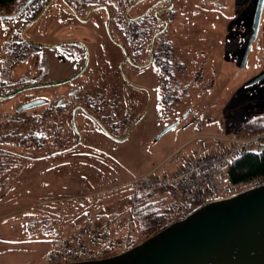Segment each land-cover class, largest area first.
<instances>
[{"label":"rangeland","instance_id":"1","mask_svg":"<svg viewBox=\"0 0 264 264\" xmlns=\"http://www.w3.org/2000/svg\"><path fill=\"white\" fill-rule=\"evenodd\" d=\"M27 1L18 0L17 6ZM39 1L43 10L32 23L0 15V264H50L49 254L57 248L53 237L58 235L56 246L72 247L94 220L123 236L131 219L128 181L155 168H175L194 155L195 144L203 153L215 150L218 138L247 139L238 127L264 120V18L242 61L252 34L253 0H240L236 26L230 15L216 20L227 6L211 5L207 11L203 0H185V11L172 14L167 32L173 78L156 76L154 66L145 71L125 64L123 85L119 76H87L82 70L88 57L90 71L103 59L118 68L109 39L129 40L117 26L128 0H103L102 5L77 0L82 20L73 12L75 0ZM147 6L140 4L136 13ZM76 39L89 50L65 42ZM16 43L20 58L11 66ZM157 78L164 90H151ZM38 83L41 87H30ZM108 86L116 90H94ZM34 99L43 103L15 112ZM60 104L65 105L61 111ZM19 116L29 125H15ZM102 125L122 138L109 136ZM18 128L21 136L31 134L26 143L15 134ZM260 135L247 139L253 148L264 143ZM129 225L128 236L137 243L133 220Z\"/></svg>","mask_w":264,"mask_h":264},{"label":"water","instance_id":"2","mask_svg":"<svg viewBox=\"0 0 264 264\" xmlns=\"http://www.w3.org/2000/svg\"><path fill=\"white\" fill-rule=\"evenodd\" d=\"M263 8L264 0H258L243 63L257 38ZM50 264H264V183L205 202L116 254Z\"/></svg>","mask_w":264,"mask_h":264},{"label":"built area","instance_id":"3","mask_svg":"<svg viewBox=\"0 0 264 264\" xmlns=\"http://www.w3.org/2000/svg\"><path fill=\"white\" fill-rule=\"evenodd\" d=\"M218 139L215 150L200 153V148L195 149L191 158L175 168H163L161 171L155 168L127 183L136 191L165 188L172 193L175 201L169 203L167 208L176 219L205 202L228 197L264 183V176H260L249 184H232L228 175L229 166L252 140L239 137ZM88 219L93 220L94 217L89 213ZM129 247L127 238L104 231L94 220L78 233L74 246L63 245L53 249L49 257L51 263H61L96 258L107 252L115 254L119 248L123 251Z\"/></svg>","mask_w":264,"mask_h":264},{"label":"flooded vegetation","instance_id":"4","mask_svg":"<svg viewBox=\"0 0 264 264\" xmlns=\"http://www.w3.org/2000/svg\"><path fill=\"white\" fill-rule=\"evenodd\" d=\"M30 1H32L30 5L28 6L26 5L25 8L18 10L17 12L13 13V15L11 16L14 18L17 16H23V19L27 21L26 23L34 22L38 17V15L43 10L42 7L43 2L39 1L40 3H37V0H30ZM30 1H28V4ZM203 1L205 8L211 5L212 6L220 5L221 7H225V6L228 7L229 11H227L226 14H224L223 12L222 15L218 17L215 16L217 18L216 20L218 21V23L221 17L224 18V15L226 16L230 15L232 17V22L234 21L233 24L235 26L236 24L239 23L240 0H231V2L227 0L226 2H224L225 0H203ZM98 2L100 3V5H102V2L100 0ZM144 2H149V6H147L140 12L136 13L138 11V9L136 8H138L140 4H144ZM253 2L257 7L258 0H253ZM32 4L34 5L31 6ZM77 5L78 2L77 0H75V2L73 3V12L77 17H79L82 20V18H85V16H81L80 14L76 13V9H78ZM186 6L187 3L185 2V0H128L126 6L123 5V18H118L117 26L120 33L123 36L128 37L129 40L123 41V39L116 38L113 35H111V38L109 39L111 43L110 47L114 48V58L115 60L118 58L117 60L118 68L111 69V67L114 66V64L110 65L108 64V61H106V59L105 60L103 59V62H100L99 65L96 64L95 66L96 69H93L95 70L94 72L90 71L89 69H92L93 62L91 57L90 58L88 57L87 64L82 70V74L84 75L86 74L87 76H90L89 74L90 72H92L93 74H98L100 78H102L103 76L106 77L107 74L113 78L115 77L114 75H116L122 79V85H123V79L125 77L127 78V73L124 69V66L125 64H131L132 66H135L136 69L145 70V71L149 70L150 67L154 66L155 70L153 69V71H155L156 76L160 74V76L164 78L165 77L173 78V72L172 70H169L171 63L170 58L173 56V50H172L173 44L170 38L167 39V32L169 30L171 20H173L172 14L174 16L177 12L180 11L179 9L185 11ZM39 8L41 12L36 13L39 10ZM230 10L232 14H230ZM263 13H264V8H263ZM263 13H262V17H263ZM207 19L209 21L210 19L209 15H207ZM250 20H251L250 26L252 27V33H253L254 19H250ZM218 23H211L210 25H213L214 27L216 26L218 28L219 27ZM206 26H208L209 28L211 27L209 25ZM150 30L152 31L151 37H149ZM65 42L80 43V45L84 46L85 50H89L88 47L89 45L81 40L76 39ZM96 47L99 46L96 45ZM129 47L131 48L130 50ZM130 51H132L134 54L131 55ZM12 57L14 58V56ZM4 68L6 70L9 69V67H4ZM156 81L155 84L152 85L151 90H164V87L160 88L158 78ZM30 87L36 89L41 87V84L40 83L30 84ZM110 89L116 90V88L109 86L108 88H103V89L95 88L94 90H110ZM35 101H39V104L37 105L43 103L42 99H34L33 101L30 102H35ZM78 106L79 104H76L75 107ZM102 127L104 128L106 134H108L109 136H112L116 139L119 138L118 136H116V134L112 133L111 130L106 129L105 125H102ZM121 138L122 137H120L119 139Z\"/></svg>","mask_w":264,"mask_h":264},{"label":"trees","instance_id":"5","mask_svg":"<svg viewBox=\"0 0 264 264\" xmlns=\"http://www.w3.org/2000/svg\"><path fill=\"white\" fill-rule=\"evenodd\" d=\"M100 1L103 2V0H100ZM17 2L18 0H0V15H13V13L24 8L23 6L27 3L26 2L25 4L22 5V7H20V6H17ZM40 12L41 11L39 8V10L36 13H40ZM263 18L264 16L262 17V19ZM11 45L15 51V54L12 55L14 56V58L11 60V66L13 65L17 66L18 64L17 61H19L18 59L20 58V54H19L20 43L11 44ZM13 93L14 91L9 92L6 96H9ZM26 104H24V106L20 105L15 110V112L19 113L21 109H26L27 107L25 106ZM63 107H65V105L60 104L58 109L61 111ZM59 110H57L55 116L58 115ZM47 115H43L45 120H46V117L49 118L53 116V114H50V113H47ZM15 120L17 121L15 125L20 124V127L24 128L29 125L28 118H21L19 116L14 119V122ZM21 130L22 129L18 128L15 134L22 137L23 140L22 139L21 140L24 143L31 134L23 133L22 136L20 134H17V133H20ZM237 131L240 132L241 135H243L244 138H247V139L255 135L261 134L260 135L261 141H264V120L260 118H256V119L244 122L238 127ZM33 143L40 144L39 139L34 137ZM41 143H42V140H41ZM253 144L254 142L253 143L250 142L248 145H246L242 153L239 156H237L235 159H233V161L231 162L229 166V170H228V175H229L230 182L232 184H240V183L249 184L253 179L258 178L260 176H264V143H262L261 148L259 149L253 148L252 147ZM2 155L3 154L0 152V159ZM131 192L132 193L130 197V203H131L130 221L133 220L134 222L133 224L136 226L138 230V235H139L138 237L140 240L138 239L139 241L137 243L146 239L150 235L158 232L159 230L166 227L167 225H169L171 222H173L176 219L169 212L167 208V205L169 203H173L175 201V197L173 196L172 193L168 192L165 188H156V189H150L146 191H136L133 188H131ZM130 221L128 223V227H130L129 225ZM128 227H127L128 231L126 230L123 233V237L128 239L129 246L131 245L133 246L134 244H137L135 243L137 239L134 237L130 238L128 236L131 233ZM103 229L104 231L110 230L109 227H106ZM63 245H66V244H63Z\"/></svg>","mask_w":264,"mask_h":264},{"label":"crops","instance_id":"6","mask_svg":"<svg viewBox=\"0 0 264 264\" xmlns=\"http://www.w3.org/2000/svg\"><path fill=\"white\" fill-rule=\"evenodd\" d=\"M191 138H192V137H191ZM191 138L188 139V140H191ZM183 144L185 145V144H187V142H186V143H183ZM192 147L200 148V146H199L198 144H195V145H193ZM192 147H191V148H192ZM56 240H58V235H55V236L53 237V239H52L51 242H52V244L54 243V244H53L54 247H59L60 245L56 246V244H55V241H56ZM53 245H52V246H53Z\"/></svg>","mask_w":264,"mask_h":264}]
</instances>
